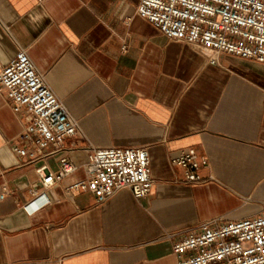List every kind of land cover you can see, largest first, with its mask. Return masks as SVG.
<instances>
[{
	"label": "crops",
	"instance_id": "1",
	"mask_svg": "<svg viewBox=\"0 0 264 264\" xmlns=\"http://www.w3.org/2000/svg\"><path fill=\"white\" fill-rule=\"evenodd\" d=\"M137 3L0 0V70L24 48L95 147H149L155 183L141 200L127 189L103 204L69 197L87 161L75 137L46 164L57 172L67 156L79 170L48 191V205L25 210L43 162L14 152L28 119L0 89V264H178L174 243L202 223L264 215V64L213 63L169 41ZM189 149L208 161L205 183H186L172 164Z\"/></svg>",
	"mask_w": 264,
	"mask_h": 264
},
{
	"label": "built area",
	"instance_id": "2",
	"mask_svg": "<svg viewBox=\"0 0 264 264\" xmlns=\"http://www.w3.org/2000/svg\"><path fill=\"white\" fill-rule=\"evenodd\" d=\"M137 15L169 41L194 47L213 63L226 54L264 64L263 0H138ZM121 52L126 53L127 46ZM0 89L14 112L28 119L13 145L14 152L27 165L43 162L36 168L41 190H28L31 200L25 210L33 212L48 205V191L79 170L67 156L60 158L57 172L46 164L67 151L66 141L75 137L86 142L87 161L82 167L84 179L66 187L69 197L91 193L103 204L123 189L136 200L152 194L155 183L149 147H95L24 48L0 70ZM172 164L183 169L188 184L207 181L200 171L208 167V161L200 160L194 149L183 151ZM6 194V187L0 189V202ZM173 254L178 264H264V215L221 225L216 220L204 222L197 232L174 243Z\"/></svg>",
	"mask_w": 264,
	"mask_h": 264
}]
</instances>
